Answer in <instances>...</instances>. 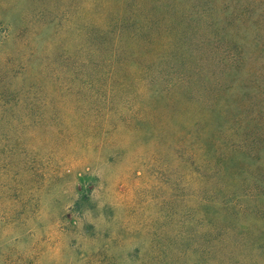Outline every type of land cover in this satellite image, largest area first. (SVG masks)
Returning <instances> with one entry per match:
<instances>
[{
    "label": "rangeland",
    "instance_id": "rangeland-1",
    "mask_svg": "<svg viewBox=\"0 0 264 264\" xmlns=\"http://www.w3.org/2000/svg\"><path fill=\"white\" fill-rule=\"evenodd\" d=\"M0 264H264V0H0Z\"/></svg>",
    "mask_w": 264,
    "mask_h": 264
},
{
    "label": "trees",
    "instance_id": "trees-1",
    "mask_svg": "<svg viewBox=\"0 0 264 264\" xmlns=\"http://www.w3.org/2000/svg\"><path fill=\"white\" fill-rule=\"evenodd\" d=\"M171 94V93H170Z\"/></svg>",
    "mask_w": 264,
    "mask_h": 264
}]
</instances>
